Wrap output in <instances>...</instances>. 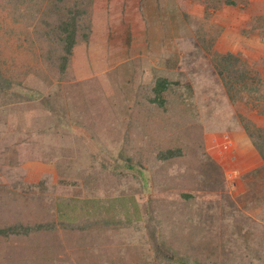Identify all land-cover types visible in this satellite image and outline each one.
<instances>
[{"label": "rangeland", "instance_id": "374dc122", "mask_svg": "<svg viewBox=\"0 0 264 264\" xmlns=\"http://www.w3.org/2000/svg\"><path fill=\"white\" fill-rule=\"evenodd\" d=\"M79 3L60 73L67 14L0 0V230L57 227L0 264H264V0Z\"/></svg>", "mask_w": 264, "mask_h": 264}, {"label": "trees", "instance_id": "16d2710c", "mask_svg": "<svg viewBox=\"0 0 264 264\" xmlns=\"http://www.w3.org/2000/svg\"><path fill=\"white\" fill-rule=\"evenodd\" d=\"M26 2L32 4L33 6H38L40 9L39 11L41 12L42 16L45 18L54 17L57 14L58 15L67 14L65 17L59 18V23L57 25V28L54 30V33L56 34V38L54 42H59L60 47L63 51V54L61 55V60L58 64V71L60 73H64L69 64L68 63L69 58L72 55L74 46L77 44L79 40L87 38L86 33H84L81 30L83 24V23L81 24V21L84 18V15L86 14V9L83 8L80 3L69 5L68 0H26ZM26 10L28 13H30L31 17L36 18V10H34L33 7H29L27 5ZM218 58H219L218 60L219 73L220 74L223 73L222 74L223 76L224 74L225 75L230 74L233 78L237 79L236 82L239 83L241 82V84L244 85V81L246 79L244 76L243 69L240 66L241 64L240 59L229 53L220 55ZM226 84H228L227 81ZM8 87L9 84L7 85V82L1 76L0 94L4 93V90H6ZM168 87H169L168 82L164 80L158 81L154 86L153 89L154 100L157 101L160 106L163 105V101H164L163 92ZM250 136L253 137L252 134H250ZM253 139H254L253 144L256 150L258 151V154L264 160V150L262 148V144L260 140H256L255 138ZM59 212H60V217H62L63 216L62 211L59 210ZM69 227L73 229V226H69ZM34 229L54 231L57 229V227L53 224H38L34 227L19 225L17 227L8 228L6 229V231L0 230V233L5 236H7L8 234L28 235L30 232H33ZM176 262L178 264H188V262L181 259H178Z\"/></svg>", "mask_w": 264, "mask_h": 264}]
</instances>
